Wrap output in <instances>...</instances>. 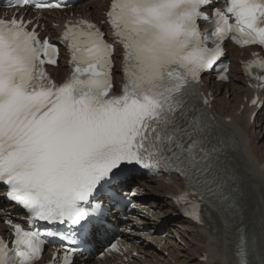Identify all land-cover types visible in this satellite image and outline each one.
<instances>
[{
  "label": "snow or ice",
  "instance_id": "6c2138e0",
  "mask_svg": "<svg viewBox=\"0 0 264 264\" xmlns=\"http://www.w3.org/2000/svg\"><path fill=\"white\" fill-rule=\"evenodd\" d=\"M216 3L226 7L214 0H111L108 22L125 50L120 95L113 92L114 45L94 23L66 25L62 40L72 71L57 83L45 65L57 64L58 47L42 41L31 21L0 18V182L32 225L14 226V248L0 238V264H35L46 243L42 237L58 234L41 232L38 221L74 226L72 236L62 239L76 244L77 233L88 234L103 215L93 201L138 169L182 174L190 193L177 203L189 194L199 199L185 215L204 223L200 205L206 203L225 217L232 264H264V210L251 227L240 220L241 192L233 189L242 181L227 171L226 180L219 177L226 145L213 133L214 118L197 106L201 99L208 104L201 76L224 56L226 41L264 46V0ZM209 7L211 17L204 11ZM209 19L211 31H202L200 22ZM246 71L252 86L264 90V58L253 59ZM112 249L119 251L116 244ZM76 251H65L63 264H72Z\"/></svg>",
  "mask_w": 264,
  "mask_h": 264
},
{
  "label": "bare ground",
  "instance_id": "6f19581e",
  "mask_svg": "<svg viewBox=\"0 0 264 264\" xmlns=\"http://www.w3.org/2000/svg\"><path fill=\"white\" fill-rule=\"evenodd\" d=\"M107 2V4H106ZM109 0H90L84 6L77 5L75 12L85 18L105 20V13L108 9ZM45 21L57 22L61 25L62 17L54 15L44 18ZM61 27L49 25L48 33L55 35ZM233 59L231 79L227 84H207L206 91L210 89L214 93V114L217 122L233 138L237 147L238 160L241 163L236 172L242 181L239 184L241 192L242 208L240 209V220L252 226L253 220L257 219L264 210V109L256 114L252 121L251 116L255 113V108L245 105L244 110L237 114L238 109L244 104V99L250 97L253 90L248 87V82L242 76V70L237 63L240 51L229 47ZM243 58H246L244 54ZM62 76L67 73L66 63H62ZM56 75V71H53ZM212 80V78H210ZM264 96V94H263ZM231 120L227 122V119ZM184 183L176 177L150 178L142 181L138 188L148 191L145 202L148 208L153 211V216L165 227L168 236V243L163 246V251H168V256H164L157 246L161 242L163 233H157V226L150 225L145 218H137L143 223L129 221L118 223L124 229H131L132 234L122 233V237L129 251V256L133 251L139 253V257H132V262L128 264H211L222 263L232 264L233 244L229 230L225 228L224 218L216 212L213 221L207 227H198L189 221L172 219V214L176 213V206L173 197L180 193ZM151 193L156 196L151 197ZM0 206H3L0 200ZM8 210L0 208V227L5 230L2 220L7 215ZM230 219V218H229ZM162 226V227H163ZM151 230L153 231L151 233ZM150 236L155 240V247L147 243L144 237ZM180 238V243L175 239ZM182 242L186 243V246ZM206 257L203 262L201 258ZM111 262L94 261L92 264H110Z\"/></svg>",
  "mask_w": 264,
  "mask_h": 264
}]
</instances>
